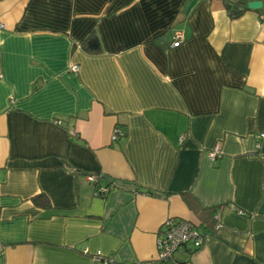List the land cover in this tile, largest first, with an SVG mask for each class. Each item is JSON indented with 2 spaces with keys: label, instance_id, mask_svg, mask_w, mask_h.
<instances>
[{
  "label": "crops",
  "instance_id": "0c3cea01",
  "mask_svg": "<svg viewBox=\"0 0 264 264\" xmlns=\"http://www.w3.org/2000/svg\"><path fill=\"white\" fill-rule=\"evenodd\" d=\"M261 1L0 0V264H156L216 214L166 264H264Z\"/></svg>",
  "mask_w": 264,
  "mask_h": 264
},
{
  "label": "built area",
  "instance_id": "2783aa9c",
  "mask_svg": "<svg viewBox=\"0 0 264 264\" xmlns=\"http://www.w3.org/2000/svg\"><path fill=\"white\" fill-rule=\"evenodd\" d=\"M183 39V33L181 30H176L174 32V42L173 47L179 46L181 40ZM72 70L77 71L78 66L73 65ZM119 130L115 129L113 133V138L119 136ZM264 138V135L260 136ZM183 138V137H182ZM221 154L220 149L215 147L209 153V157L215 160ZM88 180L96 181V175H87ZM106 188H98L96 194L101 195L105 193ZM220 222L217 219L214 229H218ZM209 234L204 233L198 229L194 224L187 220L167 218L163 223V229L160 234L156 236V264H166L168 261L174 258V255L181 248L198 249L201 247ZM92 260L95 264H113L114 261L109 256H104L101 251H96L91 255ZM179 264H192L189 261H182Z\"/></svg>",
  "mask_w": 264,
  "mask_h": 264
},
{
  "label": "trees",
  "instance_id": "16d2710c",
  "mask_svg": "<svg viewBox=\"0 0 264 264\" xmlns=\"http://www.w3.org/2000/svg\"><path fill=\"white\" fill-rule=\"evenodd\" d=\"M248 0H224L225 8L228 12V15L230 18L235 19L240 17L244 12H246L248 9ZM81 47L84 51H86L89 54H96L101 51V43L100 40L94 30H92L82 41H81ZM33 200L36 204L40 206H49V201L47 197L43 194L35 195ZM219 215H212V219H214V223L212 225V232L207 233L209 235L213 234L215 232L214 226L215 222ZM216 220V221H215ZM204 232V231H203ZM206 233V232H204Z\"/></svg>",
  "mask_w": 264,
  "mask_h": 264
},
{
  "label": "water",
  "instance_id": "95a60500",
  "mask_svg": "<svg viewBox=\"0 0 264 264\" xmlns=\"http://www.w3.org/2000/svg\"><path fill=\"white\" fill-rule=\"evenodd\" d=\"M247 6L250 9H258L262 6V1L261 0H251L248 2Z\"/></svg>",
  "mask_w": 264,
  "mask_h": 264
}]
</instances>
